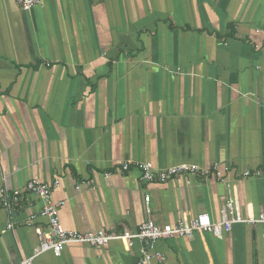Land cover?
Segmentation results:
<instances>
[{"label":"crops","instance_id":"1","mask_svg":"<svg viewBox=\"0 0 264 264\" xmlns=\"http://www.w3.org/2000/svg\"><path fill=\"white\" fill-rule=\"evenodd\" d=\"M123 161L216 163L221 176L146 183ZM55 179L69 230L218 223L228 198L244 218L264 215V0H41L29 11L0 0V264L31 256V216L46 224L39 198L23 192L9 211L4 192ZM146 248L69 245L34 264H136ZM153 250L164 260L151 264H264L263 226Z\"/></svg>","mask_w":264,"mask_h":264},{"label":"built area","instance_id":"2","mask_svg":"<svg viewBox=\"0 0 264 264\" xmlns=\"http://www.w3.org/2000/svg\"><path fill=\"white\" fill-rule=\"evenodd\" d=\"M23 11H29L37 6L41 0H15ZM122 172H129L132 169H138L140 179L143 182L164 183L176 176H185L199 174L207 178L213 171V174L221 176L217 164L211 167H200L193 163H182L165 168H157L148 161H123L119 168ZM59 186V180L55 179L51 183H43L37 180H30L22 190H14L10 194L4 192L2 206L9 211L15 210L20 205V197L23 192L29 193L41 200L42 208L39 215L46 220L44 226L34 225V216L27 220V225L33 226L39 242L34 248L31 256L22 259L19 264H34V259L44 253H51L58 257L63 249L69 245H88L91 247H103L112 241L122 242L126 248H132L136 241L147 242L148 248L143 250L141 257L136 264H151L153 259L162 261L164 255L154 251L153 246L160 240H166L175 237L190 238L195 231L212 232L220 235L223 231H229L235 223H260L263 226L264 239V215L261 213L258 217L244 218L238 211L233 199L225 200L221 208V221L214 223L208 214H200L193 219H182L174 224L158 225L152 219L148 218L136 230H122L120 232H107L104 230L76 231L65 229L59 220V209L65 204L64 201H53L52 191ZM149 195L144 196L147 203ZM13 227L12 221L8 222L6 229Z\"/></svg>","mask_w":264,"mask_h":264}]
</instances>
